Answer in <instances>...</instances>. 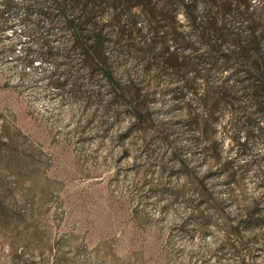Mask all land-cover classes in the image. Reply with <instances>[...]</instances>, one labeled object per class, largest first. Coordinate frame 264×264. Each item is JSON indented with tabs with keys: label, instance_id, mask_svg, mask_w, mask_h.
<instances>
[{
	"label": "rangeland",
	"instance_id": "obj_1",
	"mask_svg": "<svg viewBox=\"0 0 264 264\" xmlns=\"http://www.w3.org/2000/svg\"><path fill=\"white\" fill-rule=\"evenodd\" d=\"M92 9L110 81L77 47V3L0 0V264H264V112L240 92L210 112L191 69L162 66L170 14Z\"/></svg>",
	"mask_w": 264,
	"mask_h": 264
},
{
	"label": "trees",
	"instance_id": "obj_2",
	"mask_svg": "<svg viewBox=\"0 0 264 264\" xmlns=\"http://www.w3.org/2000/svg\"><path fill=\"white\" fill-rule=\"evenodd\" d=\"M176 1L177 7L171 0H146V12L150 16L155 17L156 12L171 15L161 24L152 23V34L160 29L164 32L158 36L156 50L152 49L155 36L146 44V50H154L155 55L162 58V66L173 72L191 69L192 77L186 85L194 91V83L200 80L198 98L210 112L218 105L236 111L239 92L246 96V104L264 112V0L259 9L253 7L251 0ZM72 3L79 5L78 18L70 20L77 47L87 65H92L94 57L101 59L110 81L109 66L102 58L107 39L101 27L91 19L95 0H72ZM178 13L181 18H176ZM83 25H90L91 30L86 34L82 31ZM169 36L180 47H187L193 57H182L177 50H169ZM110 83L114 90L122 93L119 83ZM208 148L219 154L216 142L211 141ZM247 211L251 214L253 207Z\"/></svg>",
	"mask_w": 264,
	"mask_h": 264
}]
</instances>
